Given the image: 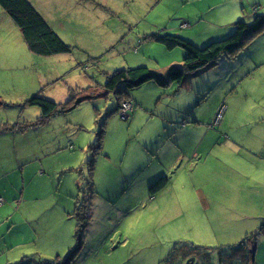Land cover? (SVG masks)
<instances>
[{
	"label": "rangeland",
	"instance_id": "obj_1",
	"mask_svg": "<svg viewBox=\"0 0 264 264\" xmlns=\"http://www.w3.org/2000/svg\"><path fill=\"white\" fill-rule=\"evenodd\" d=\"M41 3L42 11L51 8L45 12L47 17L56 21L59 36L72 49L35 60V67H43L47 79L45 86L38 88H31L26 68H0V115L32 121L30 132L40 133L43 147L39 156L28 155V159L22 154H0V264H162L177 242L206 248L213 262L219 264L217 248L238 243L264 222V199L259 204L253 196L249 204L254 190L259 188L264 194V153L251 150L264 142L261 122L258 125L255 119L231 129L230 139L222 134L210 146L214 149L211 154L208 148L202 165L183 159L181 154L175 166L145 182L137 177L124 179L125 174H131L129 165L139 162L141 154L149 158L146 148L142 151L144 142L156 141L149 146L152 151L167 147L172 139L168 133L193 117L190 105L195 104H187L188 116L187 111L176 108L182 104L181 90L168 93L174 92L177 83L169 90L156 87L154 82L129 90L147 106V113L136 105L127 118H122L117 99L109 93L82 102L73 110L54 113L42 128L37 117L39 107L26 102L45 87L44 96L64 104L71 89L82 95L89 85H104L108 74L126 68L143 66L162 75L170 65L182 64L184 51L181 47L169 50L152 35L172 34L198 41L224 22V15L207 12L196 24L186 18L192 9H200L202 4L206 7L210 0L189 4L186 0ZM258 3L260 12L256 14H264V0H223L218 8L241 9L243 5L244 12L252 13L248 22L252 23ZM76 4L85 11L78 10ZM183 21L189 25L183 26ZM263 39H259L262 45ZM248 42L239 49L241 53L232 56L235 60L231 64L240 65L241 54L249 50ZM21 44L28 52L22 39ZM22 59L23 67L27 58ZM252 68L242 86L249 91V114L261 116L264 64ZM209 76L200 74L194 80L207 83ZM153 86L161 91L153 95ZM211 93L201 94L195 101ZM134 109L140 114L133 119ZM175 117L182 119L178 122ZM103 121V153L96 155L94 163L98 165L90 171L86 164L92 155L89 146L97 142L99 122ZM202 126L218 132L213 125ZM162 127L163 136L158 138ZM257 128L261 135L252 137ZM73 142L74 148L70 145ZM238 149H242L239 156L229 157ZM71 158L76 164L64 167ZM235 160L238 165H232ZM148 164L145 168L151 169ZM162 175L169 178L168 185L152 196L149 186Z\"/></svg>",
	"mask_w": 264,
	"mask_h": 264
},
{
	"label": "crops",
	"instance_id": "obj_2",
	"mask_svg": "<svg viewBox=\"0 0 264 264\" xmlns=\"http://www.w3.org/2000/svg\"><path fill=\"white\" fill-rule=\"evenodd\" d=\"M28 1L33 5V7L38 11V13L48 23V25L59 36L60 34L57 31L58 29L56 26L57 25L56 21H51L45 13V12L48 13L51 8H46L44 12L42 11L40 7L42 4L41 3L42 0H37L38 3H36V1L34 0H28ZM186 2H188L189 4L190 2H193V0H186ZM50 5L52 4L50 3ZM76 5H78L77 7L78 10L85 11L83 10L85 8L82 9L79 6V4H76ZM259 5L260 4L258 3L254 6L255 14L260 12L258 8ZM221 6H223V0H210V3L206 7H204L202 4L200 9L194 8V11H192L193 10L192 9L191 14H188L186 18L190 20L191 22H193L194 24L202 22V20L205 18L204 13L211 12V11L212 12L219 11L221 14L224 15L225 21L220 23V25H215L216 29H212L208 31L207 32L208 35L205 34L204 37H202L198 41H195V39L191 40L188 37L186 38V36L185 37L182 36V37L197 46H202L203 44H206L212 39L222 38L228 35L232 30L233 24L237 22L238 20L242 19L248 23L249 18L251 19L252 17L251 16L252 13L244 12L243 5L241 9H239V7L237 6L235 7L230 6L225 9L218 8ZM0 9H1L0 10V68H26L27 70L26 75H27V78L31 82L32 89L38 88L40 86H45L47 79H46L44 68L35 67V60L41 55H36L32 53L28 48H27L28 52H25V50L22 48V44H21L22 36H21V32L19 28L13 23L11 18L1 7ZM183 23L186 24L185 25L186 27L187 25H189L188 22L186 21H183ZM260 33L262 34H258L257 35L258 37L257 36L255 37L257 40H255L254 38L252 41L249 42L248 44L249 50H246L245 53L241 54L242 59L239 62L240 63L239 66H234L233 64H231V62L235 60L233 59V57H228V58L223 57L216 63L215 66L207 68L199 72L195 76H190L188 80L182 82L181 84H178L175 87L174 92H172L171 90L168 91L169 95H174L180 90L182 91V98H181L182 104L180 103V105H177L176 108L180 109L183 112L187 111L186 110L188 107L187 104L189 105L195 104L197 108H195L194 105L193 106L190 105L192 107V111L190 110L191 111L190 116L192 115L193 117H190L189 119L187 118L181 126H178L177 130L175 131L172 130V132L168 133L167 136L172 139H170V143L167 145V147L162 146V147H159L158 151H154V150L152 151V149H150L149 146L152 144H156V141H151L150 144L149 142L145 141L143 145L144 149L142 151L144 153L145 148H146V150L149 152V158H147L148 157L147 154H144V157H143V154H141L139 162L135 160L133 165H129V167H131V174H125L124 179L132 180V179H135V177H137L140 180L145 181V182H148L149 180H154V178L156 176H159V174L162 173L164 170H167L168 168H172L173 166H175L181 154L183 155V159H191V161H195L196 165L199 166L203 158L205 157L208 148L210 150L209 154H211L214 149H212V147L210 146L215 144L219 140L222 134H224L226 138L230 139L231 129L236 128V127H241L243 123L254 121L255 119L258 125L261 122V130H262V134L264 135V110L261 113V116H258V114L256 115V113L249 114V91L246 90L245 88L243 89V86H242L244 79L248 77L250 72L253 70L252 67H259L261 64H264V44L262 45V43H260V40H259L261 37L264 36V30L261 31ZM196 42L198 43L205 42V43H203L202 45H199ZM239 52L240 51H238L237 53ZM22 56L27 58V60L24 63L25 65L23 67L20 65V62L23 60ZM41 57H45V56H41ZM36 70L38 74L35 72ZM204 73L205 75H210L208 78H206L207 83L203 81L202 84H199L200 82H196L194 80L195 77L199 76L200 74L202 75ZM56 76H58V73ZM172 85L173 84H171L168 87H171L173 89L174 86ZM156 87L158 86L156 85ZM168 87L167 89L169 90L170 88ZM151 89L155 90V93L153 92V95L161 91V89L154 88V86ZM43 90H45V87L43 88ZM43 90L40 89L38 92L43 93L42 95L44 96ZM102 90H103L102 85H98V86L89 85L87 89L82 92V94H90L91 96H94L97 98L99 97ZM208 93H211V94H209L208 97H206L205 99L201 100L200 102L195 101V99L197 100L201 94L205 96ZM45 97L50 99L47 96ZM24 98L26 101L28 100L27 95ZM129 99L131 100L132 104H134L133 108H135L136 105H139L140 107L145 108L144 114L147 113V106L143 104L140 98H138L134 94H130ZM27 105H30V104L27 103ZM221 106H224V112L222 114V118L219 124L214 127V128H217L218 132L213 131L212 129L207 130L206 128H204L202 124L210 125V123L212 122L213 118H215ZM139 112L140 111H137V109L133 110V119L139 116L140 114ZM35 113H37V111H35ZM186 114L188 116L189 111H187ZM38 116L39 115H37V117ZM181 119H182L181 117H175V120L178 122H180ZM17 122L22 123V127H23L22 129L20 128L4 129L5 126H9ZM76 124L78 125V123ZM33 125L34 124L32 123V121H29L26 118H23V119L18 118L17 120H12L9 117L5 119L3 115H0V128H2L0 129L1 130L0 131V154H5V155L12 154V153L22 154L23 156L27 157V159L29 158L28 155L36 156L38 154L39 156L43 147H42V143H40V133L38 131L30 132L29 127ZM41 127L45 128L44 124H42ZM157 132H160V135L159 136L156 135V136H158V138H161L163 136L161 133L164 132V128L162 127L160 130L158 129ZM254 133L255 135H253L252 137L258 136L260 134L258 131V128L257 130H254ZM42 138L44 139L43 131H42L41 139ZM183 143H185V147ZM74 144H75L74 142L73 144L70 143L72 148H74L75 146ZM104 144L106 145V142ZM105 145L103 146V148H105ZM192 145H193V149H189L191 148ZM194 146L196 148H194ZM157 148L158 147L154 149H157ZM58 149L61 150V146ZM244 149L249 150V146H245ZM251 150L253 152L262 151V153H264V142L262 143V146L257 147V148L254 147ZM241 151L242 149H238L237 152L233 151L232 153L229 154V157L239 156L241 154ZM198 152H200L201 154L200 160L198 159L199 157ZM101 153H103L102 147H101V150L97 153V156L98 154L100 155ZM105 155L108 157L107 154ZM97 156L95 159V163L98 159ZM66 162L67 163H64V167L70 166L71 163L73 162L75 163L76 161H74V159L71 158L69 160H66ZM95 163L94 165L97 166L98 164L96 165ZM190 163L191 162H189V164ZM147 164L152 166V168L150 169V167H148L149 169H146L145 165ZM232 165H238L236 160L234 161V164ZM244 167L249 168V165L244 166ZM36 169L38 170L39 166H37ZM253 196H254V200L258 202L259 204L263 202L264 194L262 190H259V188L254 190L252 196L251 194L249 195L250 205H251ZM178 197L179 196H177V198ZM259 197H262V198H259ZM262 240L260 241V243L262 242V246H260V243H258L259 245L257 246V254L255 256L256 264H264V239ZM261 251L263 252L262 255H261Z\"/></svg>",
	"mask_w": 264,
	"mask_h": 264
},
{
	"label": "trees",
	"instance_id": "obj_3",
	"mask_svg": "<svg viewBox=\"0 0 264 264\" xmlns=\"http://www.w3.org/2000/svg\"><path fill=\"white\" fill-rule=\"evenodd\" d=\"M0 7L19 28L23 41L32 53L49 56L71 52V46L66 44L55 33L28 0H0ZM263 30L264 14H256L252 23H247L240 19L233 24L232 30L228 35L222 38L212 39L202 47H198L179 35L154 34L152 38L164 45L167 49L171 50L176 47L183 49L182 64L170 65L166 69V73H162V75L143 66L116 70L108 74L106 82L102 85L103 90L99 96H107L109 93H112L117 99V110L121 113L122 104L131 102L129 99L131 94L129 90L139 87L146 82H154L161 88H167L173 83L181 84L188 80L190 76H195L199 72L215 66L221 58L234 56L240 51L239 49L245 46L248 41H252ZM79 94L81 93L76 92L75 89H71L67 102L61 104L46 98L38 92L27 103L39 107L40 115L38 121L44 124L52 114L73 110L81 102L95 98L90 94ZM128 113L129 111L127 112V116ZM127 116L122 118H127ZM214 119L210 124H213ZM99 124L101 128L97 134V142L89 146L92 155L90 160L88 159L86 161V164L90 167V171L94 168V157L101 149L105 121L99 122ZM14 128L22 129V123L17 122L4 127V129ZM168 181L169 178L166 175H162L154 181L149 186L151 195L153 196L164 189ZM260 237H264V222L260 224L256 231L246 234L238 243L228 245L227 248H217L216 260L218 257L219 264H256V248ZM213 261L212 255L206 248L188 242H177L172 244L161 263L215 264Z\"/></svg>",
	"mask_w": 264,
	"mask_h": 264
},
{
	"label": "built area",
	"instance_id": "obj_4",
	"mask_svg": "<svg viewBox=\"0 0 264 264\" xmlns=\"http://www.w3.org/2000/svg\"><path fill=\"white\" fill-rule=\"evenodd\" d=\"M185 25L186 24H184L183 26H185ZM132 108H133V105L131 102L123 103L122 108H121V116L122 117L127 116V112L132 110ZM223 112H224V106H221V108H219V110L215 116L213 124H210V125H216L218 123V121L221 119Z\"/></svg>",
	"mask_w": 264,
	"mask_h": 264
}]
</instances>
